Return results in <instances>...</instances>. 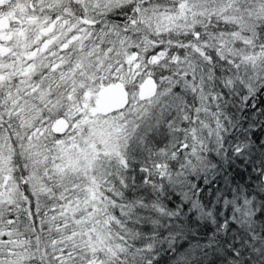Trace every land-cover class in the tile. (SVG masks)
<instances>
[{"label": "snow or ice", "instance_id": "6c2138e0", "mask_svg": "<svg viewBox=\"0 0 264 264\" xmlns=\"http://www.w3.org/2000/svg\"><path fill=\"white\" fill-rule=\"evenodd\" d=\"M0 264H264V0H0Z\"/></svg>", "mask_w": 264, "mask_h": 264}]
</instances>
